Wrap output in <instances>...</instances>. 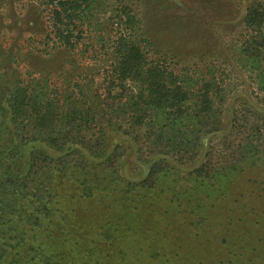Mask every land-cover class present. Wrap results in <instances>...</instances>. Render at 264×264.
<instances>
[{"label": "trees", "instance_id": "1", "mask_svg": "<svg viewBox=\"0 0 264 264\" xmlns=\"http://www.w3.org/2000/svg\"><path fill=\"white\" fill-rule=\"evenodd\" d=\"M45 1L46 33L30 49L64 54L66 66H8L0 54V264H109L124 233L141 228L156 230L147 264H188L195 244L170 252L181 238L157 241L168 210L150 226L139 214L165 203L183 219L201 214L199 189L227 200L244 168L264 167V3L247 8L238 49L251 93L211 59L180 62L154 49L132 2H118L104 28L97 0ZM222 238L224 250L195 264H264ZM140 248L131 256L146 264Z\"/></svg>", "mask_w": 264, "mask_h": 264}, {"label": "rangeland", "instance_id": "2", "mask_svg": "<svg viewBox=\"0 0 264 264\" xmlns=\"http://www.w3.org/2000/svg\"><path fill=\"white\" fill-rule=\"evenodd\" d=\"M256 1L264 3V0H97L96 11L105 28L109 24V18L115 13L118 2H132L141 19L145 37L154 49L171 55L175 61L180 62L211 59L217 65H222V68H229L230 73L235 75L234 84L240 91L249 89L251 93H256L255 84H252L250 77L244 73L243 66L238 64L244 17L247 8ZM48 13L45 0H0V54L8 56L6 65H12L16 60L19 63L27 61L38 70L58 73L66 66L68 58L64 54L41 56L30 49V46L37 45L43 39ZM99 67V64L92 66V70L96 71ZM238 175L230 186V196L227 200H219L218 192L208 196L204 189L198 190L196 197L206 198L208 205L207 211L201 214L187 212V219H183L178 210L168 203L161 208L159 206L155 216L149 214V210L146 213H137L144 219V223L149 222L147 225L150 226L151 222L163 216L164 210H168V227L167 224L161 225L162 235H159L157 241L163 240V236L181 238L167 245L170 252L176 251L182 244H195L194 247L186 249L188 264H195L193 257L200 256L209 249L211 257L217 248L224 250L225 247L220 245L222 237L231 238L228 247L234 251L250 253L252 259H263L264 167L249 166ZM109 205L105 203L101 206L103 212ZM142 209H147L146 204ZM99 214L100 212L95 216ZM7 227L8 224L1 230ZM155 231L152 233L141 228L138 235L124 233L120 245L109 251V264H123L120 249L126 251L128 248L126 252L131 256L132 252L140 247L139 250L145 249L139 254L143 262L147 264L155 261L153 256L150 257L152 252L148 249L149 245L155 242ZM57 234L62 237L61 233ZM207 239H211V245L206 243ZM196 244L199 246L196 247ZM83 254L79 250L76 252V255H81L82 258ZM97 258L99 255L94 259ZM126 260L131 264L137 263L133 256ZM73 261H77L75 257ZM214 261L215 259L211 258L207 264H214ZM34 264L41 262L36 260Z\"/></svg>", "mask_w": 264, "mask_h": 264}]
</instances>
